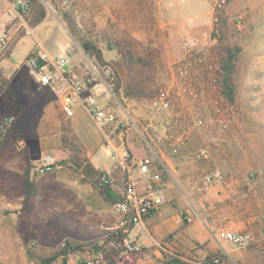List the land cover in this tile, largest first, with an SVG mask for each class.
<instances>
[{"label":"rangeland","instance_id":"1","mask_svg":"<svg viewBox=\"0 0 264 264\" xmlns=\"http://www.w3.org/2000/svg\"><path fill=\"white\" fill-rule=\"evenodd\" d=\"M30 1L22 16L0 2V17L6 14V21L16 18L22 25L13 37L5 25L10 43L0 53V75L6 82L0 121L14 118L0 146V262L75 264L77 257L97 251L114 231L115 215L85 168L104 172L91 157L99 148L93 159L100 168L109 166L107 148L124 144L132 156L154 151L163 161H186L190 174L198 170L200 190L195 194L201 196L199 211L205 217V197L226 193L212 202L213 210L233 212L231 231L250 237L245 249L227 246L230 259L264 264V0H229L223 12L228 41L239 50L232 104L216 90L220 50L211 34L212 0H199L185 11L200 12L185 24V33L177 27L170 33L160 30L146 42L129 41L118 21L110 22L111 12L117 18L119 12L106 10L107 0ZM35 29L37 39H20ZM16 41L10 57L16 66L33 46L52 58L68 56L73 73L78 77L79 72L98 101L128 119V130L107 141L82 110L65 118L57 100L30 78L24 62L17 69L8 61L1 66ZM83 45L99 50L102 63ZM46 154L54 156L57 167L35 172L32 164ZM213 170L221 173L220 189L204 183ZM113 189L118 193L117 186ZM161 248L143 250L134 264H188L174 253L193 258L191 248Z\"/></svg>","mask_w":264,"mask_h":264},{"label":"built area","instance_id":"2","mask_svg":"<svg viewBox=\"0 0 264 264\" xmlns=\"http://www.w3.org/2000/svg\"><path fill=\"white\" fill-rule=\"evenodd\" d=\"M12 10L19 16L29 12L30 0H5ZM228 0H212L210 20L212 33H217L219 17L227 5ZM10 43V37L3 33L0 35V53L6 50ZM25 67L28 75L36 85L46 89L54 96L60 105V110L65 118H72L77 109L83 110L90 118L101 135L109 141L113 134L125 133L129 127V121L119 116L116 108L110 104L103 105L96 96L86 93L85 83L79 79L69 68V58L65 54L51 58L44 51H33L26 58ZM14 122L13 117H7L0 121V142L3 135ZM205 152L201 155L205 157ZM114 163V169L121 177V194L118 200L112 204V209L118 217L115 235L120 236L121 251L113 259H107L100 247L94 253L77 257L75 264H130L133 256L142 253L143 248L137 241L130 238V232L136 225L142 224L155 214L166 202L162 189V177L167 174V166L161 156L152 151L149 155L135 159L129 149L120 144L112 146L108 154ZM57 167L54 156L46 154L32 164L35 172H50ZM222 178L218 170H213L204 176V183L211 185ZM143 179V180H142ZM114 178L110 173H103L99 177L98 187H113ZM143 185L144 189L140 191ZM185 222H191L187 216ZM216 238L221 239L228 247L242 250L250 243V237L246 233L219 230ZM172 241L166 238L157 246L163 247ZM102 246V245H101ZM226 258V259H225ZM223 258L220 255L209 257L204 264H235L229 256Z\"/></svg>","mask_w":264,"mask_h":264},{"label":"crops","instance_id":"3","mask_svg":"<svg viewBox=\"0 0 264 264\" xmlns=\"http://www.w3.org/2000/svg\"><path fill=\"white\" fill-rule=\"evenodd\" d=\"M198 1L199 0H189L188 2L181 3L179 0H107V8H105L109 11L118 10V18L116 17V13H114L113 16L111 12L110 22L118 21L121 32L126 35L129 41L146 42L149 37L153 38L160 30L165 31L164 33H170L171 28L174 30L177 27L180 33H185V24L194 22L200 16L199 10H196L193 13H185V11L191 6L196 7ZM0 2L7 6L10 13L15 12L18 15L15 10L10 8L5 0H0ZM5 15L0 17V35L4 33L3 28L5 25H10V35L13 37L20 31L22 25L16 18L13 20L10 18V20L8 19V21H6L7 19L4 18ZM38 31V29H35L33 33L25 34L20 39H23L27 35H32L37 39L35 33ZM16 43L17 41L11 46L9 55L7 59L2 61L1 66L2 64L8 65V62H10L11 65L9 66L17 69L23 62H25L28 54L33 51H42L36 49L35 46H30L31 49L29 48L25 58L20 61L19 66H16L10 61ZM40 45L43 48L42 44ZM60 55H62V53ZM69 68L73 71L71 65H69ZM79 76L80 74L78 72V77ZM81 80L83 81V79ZM86 93L96 96L95 90L90 86L88 88L86 87ZM79 110L81 111V109L76 110L75 115ZM19 145L21 146L22 143H19ZM107 149L109 150L106 156L107 159H109L108 154L110 152V147ZM94 155L91 157V162L94 167L96 169L105 170L104 173H110L114 178L115 181L113 187L117 186L118 193L114 191L113 187L109 189L117 195L118 199L121 194L120 174L114 169V163L110 159L109 160L112 162L111 165L100 168L93 159ZM141 157L133 156L135 159ZM161 157L163 156L161 155ZM164 161L168 172L162 177L161 192L164 195L166 202L155 214L148 219H145L142 224L133 227L130 232V238L137 241V243L142 246L143 250H145L147 248L152 249L155 246L158 247V243L171 237L172 241L169 244L164 245L161 249L169 252L191 248L193 253L192 259H188V257L182 254H173V256L184 260L188 264H204L207 259H209L210 255L217 253H220L225 257L229 256L227 245L221 239L216 238V232L223 230L222 227H225L224 230L228 229L231 231L232 228H234V214L233 212L224 214V211H221L220 209L219 212L214 211L215 209L213 210V207L211 206L212 202L221 201L226 193H216L215 195H210V197L206 196L205 200H207L206 202L209 204V207L206 217L203 216L199 211V207L202 204L201 196L199 193H197V195L195 194V192L200 190V178H197L199 174L198 170H196L194 174H190L189 171H186L188 164L184 160L181 161L177 159L171 161L170 159H165ZM196 178L198 179V182L194 181ZM213 186L216 189L221 188V185L218 183L213 184ZM142 189H144L143 185L139 190L142 191ZM103 197L108 203H111L105 196ZM195 202H198V204ZM114 215L115 216L112 219L114 221L112 229L116 228L118 222L117 215L115 213ZM187 216L192 218V221L189 223L184 220ZM207 217L209 218L208 220L205 219ZM207 221L214 226L210 228ZM112 229L110 231H112ZM216 229L217 231L213 232ZM158 256H160V254L157 252V257Z\"/></svg>","mask_w":264,"mask_h":264},{"label":"trees","instance_id":"4","mask_svg":"<svg viewBox=\"0 0 264 264\" xmlns=\"http://www.w3.org/2000/svg\"><path fill=\"white\" fill-rule=\"evenodd\" d=\"M229 1V0H228ZM227 1V4H228ZM227 6V5H226ZM226 8V7H225ZM224 8V10H225ZM222 11L220 17H219V24L217 28V33H211L214 40L218 41V48L220 50L219 58L217 60V77H216V90L219 96L226 101L229 104H232L235 98V86L233 84L232 75L236 68L237 63V55H238V49L235 48L230 44L228 41L230 38L229 29L227 27L226 21L223 19V12ZM83 49L87 52H93L97 58V60L102 63L101 53L99 50L91 47L90 45H83ZM131 58L135 57L131 53ZM30 54L26 58H28ZM139 62L140 60L137 59ZM6 87V82L2 79L0 75V95L2 94L3 90ZM1 146V142H0ZM82 161L80 164H82ZM64 163V162H62ZM85 173H87L90 176V182L92 185L98 189L101 195L105 196L112 204H114L118 199L117 195L112 192L109 187L105 188H99L98 187V181L101 174L104 172L98 171L93 169L90 165H87L85 168ZM102 250L105 253V257L107 259H113L116 257V255L121 251L120 248V236L115 235L114 232H111L109 235H107L102 240ZM64 251H58L56 252V255L61 256L63 255ZM214 255H220V253L214 254ZM213 255H210V257ZM136 255L133 256V263H135ZM0 264H5L0 262ZM43 264H56L54 260L50 261V263H43ZM62 264H65V260L62 261ZM166 264H173V263H166ZM181 264V263H180Z\"/></svg>","mask_w":264,"mask_h":264}]
</instances>
